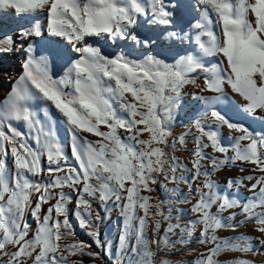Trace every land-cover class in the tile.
I'll return each instance as SVG.
<instances>
[{
    "label": "snow or ice",
    "instance_id": "1",
    "mask_svg": "<svg viewBox=\"0 0 264 264\" xmlns=\"http://www.w3.org/2000/svg\"><path fill=\"white\" fill-rule=\"evenodd\" d=\"M0 9L35 21L15 38H0V60L17 52L23 56L18 77L3 73L11 86L0 103V264H83L76 256L112 260L99 227L100 211L114 209L122 222L120 255L113 264H166L160 254L175 247L167 233L181 225L169 223L161 235L163 222L170 220L167 201L150 204L152 197L142 192L167 190L168 181L187 184L189 196L198 197L191 205L195 216L181 229V238L185 229L189 236L200 229L198 243L205 250L193 264H221L219 256L228 249L250 250L243 234L217 235L218 230L236 232L242 223L255 221L256 241L264 248V133L232 122L217 107L231 101L230 87L243 97L240 113L264 122V0H0ZM191 11L198 18H189ZM145 24L147 32L141 31ZM51 38L64 42L71 61L63 75L55 71L63 53ZM165 40L171 41L169 48L188 47L178 59L168 57L158 51ZM101 42L118 50L106 52ZM201 55L219 59L208 66ZM189 84L199 89L192 95L206 106L203 116L216 125L205 131L196 121L201 134L191 168L166 151ZM34 102L43 105L45 119ZM50 109L58 113L67 145L57 135ZM224 125L240 133L231 137V146L221 144ZM176 144H185L184 135L173 139ZM209 147L224 154L223 160L206 152ZM204 161L213 170L240 162L258 173L241 178L240 183L251 182L248 202L241 206L218 194L213 182L200 183V176L210 175L202 171ZM181 167L190 175H177ZM234 184L229 179L227 188ZM50 201L55 203L42 211ZM69 204L99 251L76 239ZM233 208L240 213L224 215ZM241 213L243 220H236ZM30 218L37 227L29 239ZM149 230L155 239H148Z\"/></svg>",
    "mask_w": 264,
    "mask_h": 264
},
{
    "label": "rangeland",
    "instance_id": "2",
    "mask_svg": "<svg viewBox=\"0 0 264 264\" xmlns=\"http://www.w3.org/2000/svg\"><path fill=\"white\" fill-rule=\"evenodd\" d=\"M169 44H171V41L165 40L163 42V46L168 47ZM163 46H161L158 49V51L164 53L168 57H175L178 59L176 48L178 49L180 47H185L187 46V44H183V45L179 43L173 44L169 51L164 50ZM166 62H171V60ZM201 62L206 63V65L208 66L215 64L213 62L211 63L206 61H201ZM201 82L204 83L203 77H200L198 80V83L201 84ZM201 85L203 86V84ZM9 88L7 89V92ZM226 91L228 93V96L231 97L234 101H236L239 104L243 103V97L233 93L230 87H226ZM197 92H199V89H197L194 85L189 84L185 86L181 98V107L179 110L178 119L169 130L171 135L169 137V147L166 149L170 158L175 157L177 160L180 161L182 165H186L188 168H191L192 160L194 158L192 154V150L195 147V143H196L195 138L197 136H200L201 134L200 130L195 126L196 121L197 120L200 121V124L202 127H204L205 131L208 130L209 124H212V130H216V125L212 123V119L210 117L203 116V113L207 110L206 106L203 104L202 101L196 100L192 95L193 93H197ZM210 94L211 93L208 92L205 93V95H210ZM5 95L6 93L4 90V93H2V96L0 97V103L3 102ZM225 104L226 102L224 101L221 105H218L217 107L221 108ZM42 107L43 106H40L38 108V112L40 114L41 119H45V117L43 116L44 115L43 112L40 111ZM52 110L53 112H55L54 109ZM223 112L226 114L224 110ZM254 121L258 123L260 122V120L258 119H254ZM233 122L244 123L246 126L250 124L249 122L247 123L242 122V120L233 121ZM16 126L18 127L19 130L26 131L22 122L17 123ZM251 126L249 125L250 127L249 129L252 131L253 128L251 129ZM56 132L58 137L61 139V141L67 145L69 138L67 136L66 131L65 130L59 131L56 129ZM224 133H227L229 137L230 140L229 144L226 143L227 137H224L223 135ZM219 134H220L221 144L224 146H231L233 143L231 137L235 135H239L240 133L236 132L235 130H229L227 126L224 125L220 127ZM180 135H184L185 144L184 145L176 144L175 147H173L172 146L173 139H178ZM144 138H147V134H145ZM89 139H97V138L89 134ZM204 140L206 143L210 144V142L207 141L206 137L204 138ZM205 151L211 153L212 155L218 156L219 159L221 160H223L224 158V154L213 152L211 147L205 149ZM229 154L233 155L234 152L230 151ZM242 167L246 169L243 173H241L240 171ZM204 169H207L210 172V175L207 177L203 175L200 176L199 178L200 183L206 181L213 182L217 186L218 194H220L221 196L227 195L230 199L231 198L237 199V201L241 206L244 203L248 202V199L252 195L250 191L251 182L245 181L243 183H240L241 178L242 176H247V175H258V173L253 172L250 167L240 162H237L235 165H225L213 170L211 163L208 161H204L202 171ZM177 175H190V174L185 172L184 168L181 167L180 169H178ZM40 179L41 182L43 183L47 182L46 177H41ZM229 179L236 181V184H234L231 188H227V181ZM166 183H167V190L156 187V190L152 193H148L146 191L142 192L143 195H149L152 197V199L150 200V204L154 205L160 200L167 201V204L164 207L166 210V214L169 215L170 217V220L163 222L161 235H165L164 229L168 227L169 223L180 224L181 229H183V226L186 223H189V218L195 216V214L192 213L191 211V205L195 203V199L198 198L195 197L194 194L192 196H189L190 190L187 184L183 182L168 181ZM65 191H67V189H65ZM186 197L189 198L186 199ZM54 203L55 201H50L48 205H45L43 207L42 211H46V208ZM218 206H219V202L214 207H218ZM68 207L70 210V221L73 223L76 239L78 241H83L87 244H90L91 245L90 250L99 251V249H97L95 244L93 243V238L86 234V230L81 229L79 227L78 218H76L72 214L74 211V204H69ZM96 207L97 205L93 204V208ZM232 212L240 213V209L233 208L226 210L224 215L226 216L231 215ZM100 215L102 217L99 227L101 239L105 241L108 245H110L111 251L113 253V259L107 260L105 258V260L101 261V260H94L92 257H88V256L73 257V259L81 260L83 264H113V261L120 255L119 237L121 234L122 221L119 215V211L117 209H114L111 212H105L101 210ZM243 218L244 217L242 213L236 216V220H243ZM30 223H31L32 231L29 233V239L32 237V235H34L35 229L37 227V225L34 222H31V218H30ZM181 229H175L174 231L167 233V236L169 238V243L174 244L175 247L168 248L160 254V258L164 260L166 264H193V261L199 257V254L205 250V246L200 245L198 243L199 232H200L199 228L193 231L191 236L188 235L186 229L183 230L182 238H181ZM241 234H243L245 240L249 241L248 247L250 248V250L245 252H240L235 249H228L226 250V252H222L219 256V259L221 260V264H240L241 261H243L244 264H264V248H261L256 241V237L259 236V233L255 232V221L249 224L242 223L240 228L237 229L236 232H232L230 229L218 230L217 232V235L220 236L222 239L231 238L233 236H239ZM261 238L264 239V237ZM132 239L134 242V238ZM148 239L150 240L155 239L151 230H149ZM152 247L153 250H155V245H152ZM257 249H259V251H257Z\"/></svg>",
    "mask_w": 264,
    "mask_h": 264
},
{
    "label": "bare ground",
    "instance_id": "3",
    "mask_svg": "<svg viewBox=\"0 0 264 264\" xmlns=\"http://www.w3.org/2000/svg\"><path fill=\"white\" fill-rule=\"evenodd\" d=\"M191 17H197L198 18V13L196 11H191L189 18H191ZM40 20H41V22H43V20H44V14L43 13L40 14ZM34 22L35 21L32 19V17L28 14L17 15L14 10L0 9V38H3V36L7 35V34H12L15 38V36L18 34V31L20 28L30 27L31 23H34ZM185 30H187L186 26H185ZM141 31L147 32L148 26L145 24L142 27ZM51 39L55 40L56 43L58 45H60L59 50L63 53V55L61 56V58L59 59V61L57 62L56 66H55V71L57 72V74L63 75L65 70L67 69L68 65L71 63V61L68 60V54L66 52H64V47H63L64 42L62 40H60L59 38H51ZM101 43L103 44V50L106 52H113L115 50H118L114 46H109L107 44H104V42H101ZM53 46L55 47V45H53ZM185 47H188V45ZM185 47H180L178 49L176 48L177 53L183 54V49ZM163 48L166 51L170 50V48H168L166 46H163ZM198 51L199 50L197 49V52ZM37 54L38 55H44L45 53H37ZM76 58H77L76 55L73 54L72 59H76ZM218 59H219L218 57H205L202 55L200 56L201 61H206L209 63H211V62L216 63ZM22 60H23V56L18 54V52L13 53L11 56L5 57L3 60H0V64H2V67H0V97L2 96V93H4V90H5V93H7V89L11 86L9 81L4 79L3 73L7 72L9 76L18 77V75L21 72L20 65L22 63ZM65 61H68V63H66ZM201 84H203V82H201ZM232 101H234L232 98H231V101L226 99L225 100L226 104L221 107L226 112L227 118H230L232 120V122L238 121V120L239 121L242 120V122H245V123L249 122L250 123L249 125L250 126L252 125L251 126V129L253 128L252 131L256 130L255 132L264 133V122L260 121L258 123L256 121H254V119L242 115L237 108V105H239V103H237L236 101H234L235 103H232ZM40 106H43V105L40 104L39 102H34V107L36 108L37 112H38V108ZM50 114L52 116V119L54 121H56V129L59 131H62V130L64 131V128L59 124L58 113L53 112V110L50 109ZM249 125H248V127H249ZM223 135H224V137H227L226 143L229 144L230 140H229L227 133H224Z\"/></svg>",
    "mask_w": 264,
    "mask_h": 264
}]
</instances>
